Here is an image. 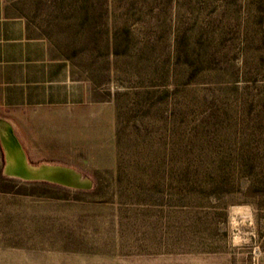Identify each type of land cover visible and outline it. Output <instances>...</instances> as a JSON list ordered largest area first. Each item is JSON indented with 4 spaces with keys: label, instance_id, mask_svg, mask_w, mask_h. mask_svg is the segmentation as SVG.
I'll return each mask as SVG.
<instances>
[{
    "label": "rangeland",
    "instance_id": "rangeland-1",
    "mask_svg": "<svg viewBox=\"0 0 264 264\" xmlns=\"http://www.w3.org/2000/svg\"><path fill=\"white\" fill-rule=\"evenodd\" d=\"M7 1L68 75L0 120L88 188L0 138V264H264V0Z\"/></svg>",
    "mask_w": 264,
    "mask_h": 264
},
{
    "label": "crops",
    "instance_id": "crops-1",
    "mask_svg": "<svg viewBox=\"0 0 264 264\" xmlns=\"http://www.w3.org/2000/svg\"><path fill=\"white\" fill-rule=\"evenodd\" d=\"M65 73L64 61L51 58L47 42L33 36L25 18L0 0V109L58 105Z\"/></svg>",
    "mask_w": 264,
    "mask_h": 264
},
{
    "label": "water",
    "instance_id": "water-1",
    "mask_svg": "<svg viewBox=\"0 0 264 264\" xmlns=\"http://www.w3.org/2000/svg\"><path fill=\"white\" fill-rule=\"evenodd\" d=\"M0 138L2 139V141L6 140L7 143H9V145L11 146V149L13 150L15 154L14 158L11 157V159H8L10 154H8L7 150L5 149L6 165H5L4 173L6 176L15 177V178L22 179L25 181L46 180V181H51L55 183H60L58 179L54 177V175L57 177H60L62 172L68 175L71 173L70 175H73L71 177L74 179L73 182H70V181L67 183L61 182V184H64L66 186H70L73 188H79V189L88 188V183L81 181L80 176L71 170L55 168V167L44 169L43 167V168H38L39 171H33L31 170L32 168L31 166L29 167L30 168L29 169L25 154L23 153L25 157L20 156L18 154V151L15 149L16 144H17L15 140L16 138L13 137L12 131L8 127V123L1 121V120H0ZM21 151L24 152L23 150ZM11 167L13 168V170H15V175L14 173L11 172L12 171ZM50 170L53 171L52 176L51 175L49 176L50 173L48 171Z\"/></svg>",
    "mask_w": 264,
    "mask_h": 264
},
{
    "label": "bare ground",
    "instance_id": "bare-ground-1",
    "mask_svg": "<svg viewBox=\"0 0 264 264\" xmlns=\"http://www.w3.org/2000/svg\"><path fill=\"white\" fill-rule=\"evenodd\" d=\"M8 127H9V129L11 130V125L10 124H8ZM14 137V136H13ZM16 140V150L18 151V154L20 155V156H24V152H22L21 150H22V148H21V146H20V144H19V142L17 141V139H15ZM3 144H4V146H5V149L7 150V153L8 154H10L9 155V157H8V159H11V157L12 158H14V156H15V154H14V152H13V150L11 149V146L9 145V143H7V141L6 140H4L3 141ZM25 157V156H24ZM28 165V168L30 167V165L29 164H27ZM32 167V166H31ZM11 169H12V173H14V175H15V170H13V168L11 167ZM30 169V168H29ZM31 170H33V171H39L38 170V168H34V167H32L31 168Z\"/></svg>",
    "mask_w": 264,
    "mask_h": 264
}]
</instances>
